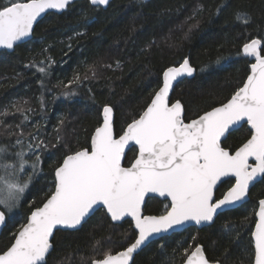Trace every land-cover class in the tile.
<instances>
[{"label":"trees","instance_id":"16d2710c","mask_svg":"<svg viewBox=\"0 0 264 264\" xmlns=\"http://www.w3.org/2000/svg\"><path fill=\"white\" fill-rule=\"evenodd\" d=\"M242 12L250 16L247 25L236 19ZM252 39L264 40V0H113L106 10L85 0L62 15L46 16L32 40L14 52H0V113H8L0 116L4 121L0 145H9V151L15 152L18 148L12 145L17 138L25 145L38 143L33 137L47 145L37 153L41 161L37 174L0 236V251L10 246L13 233L51 195L55 169L66 151L90 148L105 105L113 107L119 133L145 110L162 86L163 72L188 58L197 73L176 87L172 100L184 105L185 121L196 119L226 103L246 81L251 61L243 56L242 48ZM39 67L46 72L41 73ZM74 75L81 77L76 83L72 82ZM68 92L75 94L67 96ZM17 106L23 112H17ZM58 135L64 138L59 145ZM247 138L248 126L230 134L223 147L234 152ZM136 154L129 151L125 166H130ZM233 183H224L217 197ZM261 199L264 182L253 187L246 204L219 216L212 226L192 227L155 241L136 256L134 264H183V250L190 252L198 245L213 262L253 264L252 233ZM167 203L151 199L145 214L161 215ZM136 236L131 221L114 224L100 210L80 230L56 233L48 264H92V258L102 259L109 249L113 254L126 249ZM245 250L247 255H243Z\"/></svg>","mask_w":264,"mask_h":264},{"label":"snow or ice","instance_id":"6c2138e0","mask_svg":"<svg viewBox=\"0 0 264 264\" xmlns=\"http://www.w3.org/2000/svg\"><path fill=\"white\" fill-rule=\"evenodd\" d=\"M109 2L90 0L95 7L108 6ZM72 3L73 0H0V49L13 50L18 42L32 36L42 14L49 10L62 12ZM236 19L244 25L251 22L248 13H237ZM262 53L264 40L244 43L243 56L254 60L250 64L251 74L226 103L189 122H185L181 101L170 98L174 86L183 83L181 78L191 77L196 71L187 58L179 67H168L163 72L162 86L155 91L145 110L138 119L122 126L119 133L114 123V109L105 105L102 124L95 129L90 148L66 151L55 169L54 187L49 189L51 195L13 233V242L0 251V264H48L54 233L79 229L90 214L95 215L102 209L112 221L130 217L135 222L137 236L126 250L113 254L109 249L102 253V259L92 258V264H134V254L150 247V237L174 232L189 223L212 225L226 210L242 203L254 181L264 182ZM38 70L46 72L45 67ZM90 71L95 76V71ZM84 78H88L87 74ZM80 79L79 75H74L72 82ZM74 94L66 93L67 96ZM16 111L23 112V109L17 106ZM7 115V112L0 113V116ZM24 119L27 120V116ZM3 123L0 120V124ZM246 126H250V138L242 146L234 152L222 146V138L226 141L228 135ZM56 131L59 133V129ZM33 139L38 143L25 145L17 138L12 145L18 148L15 152L9 151V145H0V207L4 209L0 210V226L5 224L6 212L11 213L19 206L37 174L41 163L37 153L41 146L47 148L39 137ZM63 141L58 135L56 144ZM64 146L67 149L66 143ZM126 149L137 153L130 166H124ZM25 157H34V160L29 163ZM26 167H30L31 172H27ZM230 177L235 178L234 186L222 198H215L217 185ZM150 194L169 201L164 205V214H145L146 197L153 198ZM257 215L259 222L252 233L254 264H264V199L259 201ZM228 231L231 234V230ZM235 239H239V233L235 234ZM99 244L97 241L96 245ZM247 254L245 250L243 255ZM183 256L185 264H220L219 260L210 262L203 246L199 245L190 252L185 248Z\"/></svg>","mask_w":264,"mask_h":264},{"label":"water","instance_id":"95a60500","mask_svg":"<svg viewBox=\"0 0 264 264\" xmlns=\"http://www.w3.org/2000/svg\"><path fill=\"white\" fill-rule=\"evenodd\" d=\"M81 1H85V0H73V3H72L71 5H73V4L77 3V2H81ZM112 1H113V0H110L108 6H100V8H102V9H104V10L108 9V7L110 6V4H111ZM89 2H90V0H89ZM71 5H70V6H71ZM70 6H69V7H70ZM91 6H93V5H91ZM69 7H68V8H69ZM93 7H95V6H93ZM68 8L65 9V10L62 11V12H57L56 10H49L47 13L42 14V17L38 18L37 23L34 25L32 36L29 37V38H26L25 40H23V41H21V42H18V46H20V45H22V44H25V43H27V42H29V41L32 40V38H33V36H34V32H35L36 26H37L38 23L41 22L46 16H48V15H50V14L62 15L63 13H65V12L68 10ZM18 46H17V47H18ZM17 47H15L13 50L0 49V52L7 51V52L11 53V52H14L15 49H16ZM262 55H264V54L262 53ZM187 59H188V58H187ZM248 59H249L251 62H254V60H253L252 58H248ZM188 60H189L190 65H191L194 69H196V68L192 65L190 59H188ZM173 67H179V65H178V66H173ZM165 71H166V70H165ZM196 73H197V70L193 73V75H192L191 77H182L181 80L185 81L186 79H191V78H193V77L196 75ZM250 74H251V68H250ZM250 74H249V75H250ZM175 89H176V87L174 86V90H175ZM173 93H174V91H173ZM173 93L171 94V97H170L171 99H172ZM181 103H182V102H181ZM102 120H103V115H102ZM114 123H115V111H114ZM248 127H250V126H248ZM93 135H94V133H93ZM228 137H229V135L227 136V138H228ZM224 141H225V140L222 138V146H223V142H224ZM90 144H91V143H90ZM129 147L131 148L132 146L130 145ZM230 152H231V151H230ZM128 153H129V150L126 149V152H125V160H124V166H125V161H126V157H127ZM250 163H252V161H250ZM230 179H234V180H235L234 177H230V178H224V179H222L221 183L217 185V190H216V192H217L218 189L222 186V184L225 183V181H228V180H230ZM257 183H259V182H258V181H254V182H253V185H251L250 188H249V194H248V196L245 197V199H244V201H243L242 203H239V202H238V203H237V204H236L231 210H233V209H235V208H237V207L241 206L242 204H244V203H246V202L249 201V199H250V192H251V189H252ZM233 186H234V185H233ZM229 190H230V189H229ZM226 193H227V192H226ZM226 193H225V194H226ZM150 195H152L153 198H156V199H159V200H163V201H168L167 199H165V198H163V197H158V196H155L154 194H150ZM153 198H152V199H153ZM215 198H216V193H215ZM148 201H149V199L146 197V204H147ZM146 204H145V206H146ZM42 206H43V205H42ZM42 206H41V207H42ZM0 210H2V209H0ZM102 210H103V209H102ZM258 210H259V207H258ZM258 210H257V213H258ZM104 211H105V210H104ZM226 211H228V210H226ZM97 212H98V211H97ZM97 212H96V213H97ZM105 212H106V211H105ZM257 213H256V220H257L256 223L259 222V217H258ZM30 215H31V214H30ZM92 216H93V215L90 214V217H89V218H86V220L88 221ZM29 217H30V216H29ZM108 217H109V216H108ZM109 218H110V217H109ZM215 220H216V219H215ZM215 220H214L213 224L215 223ZM7 221H8V217H7V215H6L5 224H4L3 226H0V236L2 235L4 229H5L6 225H7ZM125 221H131V222L133 223V226H134V224H135V222H134L130 217H126L123 221H118V222H117V221H112V222H113L114 224H121V223H123V222H125ZM84 224H85V223H84ZM84 224H82L81 227H80L79 229H65V230H60V231H72V232H74V231L80 230ZM213 224H212V225H213ZM212 225H195L194 223H189V224L186 225L184 228H177L174 232L170 231L169 233H165V234H163L162 236H161V235H158V236H155L154 238L150 237L149 239H150V241H152V243H153V242H155V241H159V240H161V239H163V238H165V237H167V236H171V235L174 234V233H179V232L185 231V230H187V229H189V228H192V227H196V228H198V229H202V228H205V227H210V226H212ZM134 229H135V227H134ZM135 231L137 232L136 229H135ZM254 231H255V228H254ZM254 231H253V232H254ZM56 233H57V232H56ZM56 233H54V237H55ZM54 237H53V239H54ZM252 239H253V242H254V236H253V235H252ZM146 243H148V242H146ZM199 246H201V245H199ZM53 248H54V245H53ZM124 250H126V249H124ZM124 250H122V251H124ZM52 251H53V250H52ZM52 251L50 252V254L52 253ZM140 252H142V251H140ZM140 252H139V253H140ZM204 252H205V251H204ZM139 253H138V254H139ZM50 254H49V256H50ZM138 254H134V260H135V258H136V256H137ZM205 255H206V253H205ZM49 256H48V257H49ZM206 257H207V255H206ZM207 258H208V257H207ZM47 260H48V258H47ZM208 260H209V259H208ZM209 261H210V260H209ZM210 262H211V261H210ZM184 264H185V262H184ZM220 264H221V263H220ZM253 264H254V263H253Z\"/></svg>","mask_w":264,"mask_h":264},{"label":"flooded vegetation","instance_id":"af4514ba","mask_svg":"<svg viewBox=\"0 0 264 264\" xmlns=\"http://www.w3.org/2000/svg\"><path fill=\"white\" fill-rule=\"evenodd\" d=\"M185 122H187V121H185ZM188 122H189V121H188ZM223 143H224V142H223ZM229 151H230V150H229ZM231 180H233V181L235 182L234 179H230V180H228V181H231ZM228 181H227V182H228ZM225 183H226V182H225ZM223 184H224V183H223ZM223 184H222V185H223ZM233 185H234V183H233ZM233 185H232V186H233ZM232 186H231V187H232ZM231 187H230V188H231ZM230 188H229V189H230ZM219 189H220V188H219ZM219 189H218V190H219ZM229 189H228V190H229ZM252 189H253V188H252ZM252 189H251V190H252ZM228 190H227V191H228ZM227 191H226V192H227ZM226 192H225V193H226ZM225 193H224V194H225ZM250 193H251V192H250ZM216 194H217V192H216ZM222 197H223V196H222ZM222 197H220V198H222ZM216 198L219 199V198L217 197V195H216ZM153 199H154V198H153ZM155 199H156V198H155ZM149 200H151V199H149ZM158 200H159V199H158ZM249 200H250V199H249ZM261 200H262V199H261ZM161 201H163V200H161ZM259 201H260V200H259ZM165 202H168V203H169V201H165ZM246 203H247V202H246ZM246 203H244V204H246ZM244 204H242L241 206H239V207H237V208H235V209H238V208L242 207ZM258 207H259V202H258ZM235 209H233V210H235ZM233 210L225 211V213H226V212L233 211ZM257 210H258V208H257ZM164 213H165V212H164ZM164 213H163V214H164ZM256 213H257V211H256ZM255 216H256V215H255ZM218 217H219V216H218ZM218 217H217V218H218ZM217 218H216V220H217ZM216 220H215V222H216ZM256 222H257V220H256ZM133 227H134V226H133ZM193 228H196V227H193ZM254 228H255V226H254ZM196 229H198V228H196ZM253 231H254V229H253ZM167 237H169V236H167ZM252 240H253V239H252ZM253 244H254V242H253ZM201 246H202V245H201ZM203 248H204V247H203ZM204 251H205V250H204ZM205 253H206V252H205ZM206 255H207V254H206ZM208 259H209V258H208ZM210 261H211V260H210ZM184 262H185V261H184ZM211 262H213V261H211ZM253 263H254V262H253ZM183 264H184V263H183ZM221 264H222V263H221Z\"/></svg>","mask_w":264,"mask_h":264},{"label":"rangeland","instance_id":"374dc122","mask_svg":"<svg viewBox=\"0 0 264 264\" xmlns=\"http://www.w3.org/2000/svg\"><path fill=\"white\" fill-rule=\"evenodd\" d=\"M28 188H29V187H28ZM27 190H28V189H27ZM27 190H26L25 193L23 194L22 199L20 200L19 206H18L17 208H15L11 213H7V212H6V215H7L8 218H12V217L16 214V212L18 211V209H19V207H20V205H21V203H22L23 198L25 197V194H26ZM0 209L4 210L2 207H0Z\"/></svg>","mask_w":264,"mask_h":264}]
</instances>
